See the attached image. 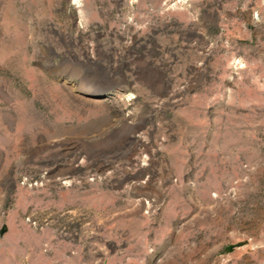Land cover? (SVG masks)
Returning <instances> with one entry per match:
<instances>
[{"label": "rangeland", "instance_id": "1", "mask_svg": "<svg viewBox=\"0 0 264 264\" xmlns=\"http://www.w3.org/2000/svg\"><path fill=\"white\" fill-rule=\"evenodd\" d=\"M0 264H264V0H0Z\"/></svg>", "mask_w": 264, "mask_h": 264}, {"label": "bare ground", "instance_id": "2", "mask_svg": "<svg viewBox=\"0 0 264 264\" xmlns=\"http://www.w3.org/2000/svg\"><path fill=\"white\" fill-rule=\"evenodd\" d=\"M82 92H85V93H93L91 90H89V89H82L81 90Z\"/></svg>", "mask_w": 264, "mask_h": 264}]
</instances>
